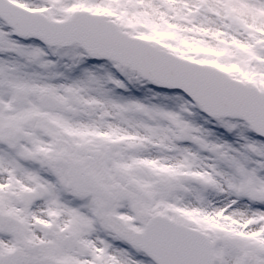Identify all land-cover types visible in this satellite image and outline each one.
Instances as JSON below:
<instances>
[{"label": "snow or ice", "instance_id": "snow-or-ice-1", "mask_svg": "<svg viewBox=\"0 0 264 264\" xmlns=\"http://www.w3.org/2000/svg\"><path fill=\"white\" fill-rule=\"evenodd\" d=\"M0 264H264V0H0Z\"/></svg>", "mask_w": 264, "mask_h": 264}]
</instances>
